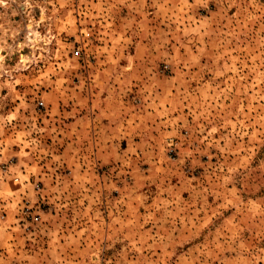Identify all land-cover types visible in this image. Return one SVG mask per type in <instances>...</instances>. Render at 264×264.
<instances>
[{"label":"rangeland","instance_id":"374dc122","mask_svg":"<svg viewBox=\"0 0 264 264\" xmlns=\"http://www.w3.org/2000/svg\"><path fill=\"white\" fill-rule=\"evenodd\" d=\"M0 264H264V0H0Z\"/></svg>","mask_w":264,"mask_h":264},{"label":"built area","instance_id":"2783aa9c","mask_svg":"<svg viewBox=\"0 0 264 264\" xmlns=\"http://www.w3.org/2000/svg\"><path fill=\"white\" fill-rule=\"evenodd\" d=\"M80 53H81V52H80L79 48H77L76 51L74 52V55H75V56H79ZM40 105H42V103H40ZM27 211H29V209H27Z\"/></svg>","mask_w":264,"mask_h":264}]
</instances>
